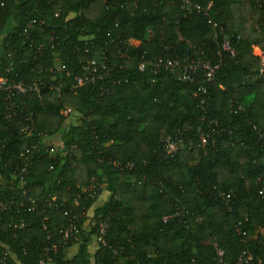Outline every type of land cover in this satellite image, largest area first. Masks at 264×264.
<instances>
[{"label": "trees", "instance_id": "obj_1", "mask_svg": "<svg viewBox=\"0 0 264 264\" xmlns=\"http://www.w3.org/2000/svg\"><path fill=\"white\" fill-rule=\"evenodd\" d=\"M191 1L203 11L182 0H0V77L28 89L11 100L0 92V232L21 264H38L52 243L55 264H264V81L254 54L264 53V0ZM143 57L219 67L211 83L187 82L141 72ZM91 61L104 76L79 86ZM30 113L56 152L45 146L19 175L22 152L41 140L20 131ZM164 136L180 143L176 153ZM52 198L81 213L75 238H63L66 210L42 204ZM102 222L107 245L92 253Z\"/></svg>", "mask_w": 264, "mask_h": 264}, {"label": "built area", "instance_id": "obj_2", "mask_svg": "<svg viewBox=\"0 0 264 264\" xmlns=\"http://www.w3.org/2000/svg\"><path fill=\"white\" fill-rule=\"evenodd\" d=\"M184 6L187 8L189 12L196 11L198 13H201L203 9L200 7L199 4L193 3L191 0H182ZM222 48L224 51L230 52L232 55H234V51L231 48L230 42L225 39ZM261 59V65L259 67L258 73L256 75V79L264 81V53L261 52V55H259ZM218 65H214L211 62H205L200 57L193 60H184L181 61L178 58H162V57H156L153 59L147 60L145 57L142 58L141 63L139 65V70L141 72H145L147 69L153 73V75H160L163 72H172L175 73L178 78L182 81L187 82H193L195 78L200 74H203V79L207 83H211L214 80L216 71L218 69ZM88 73L85 76L83 80L78 81V85L82 86L85 83L94 82L96 79H102L104 76V73L101 71L99 72V67L95 61H91V63L88 66ZM9 70L7 69L6 72ZM42 85V82H41ZM30 90H33L40 96V87L38 84L34 83L33 87L29 88ZM58 89V88H57ZM27 88L23 85V83H11L8 82L6 79L0 77V92L6 93L8 96V100H11V94L15 92L18 95H23L27 92ZM206 86H199L198 92L206 93ZM17 107L15 103H11L10 106L7 109V118L10 120L12 118H15L17 116L14 108ZM71 109H68L66 111L70 112ZM19 124L21 125L20 131L21 133L25 134L27 137H33V136H39L41 140H38L34 142L30 147L26 148L24 152H22L21 157H24V165L22 167H18L19 175H26L29 173L31 168L34 165V160L38 157L40 151L42 149H45V146H47L50 149H47L46 152L49 155H54L56 150L54 148H51L52 141L49 140L47 134L41 133L36 128V123L33 118V113H30L25 119L20 120ZM204 135L203 133L200 134L201 140L204 142L203 139ZM260 139L264 140V133L260 134ZM163 141L166 145V151L169 154L176 153L179 148L181 147L180 143L176 142L175 140L171 139L170 137H163ZM1 148H4V146H0ZM2 183V175H0V184ZM26 182H24L25 184ZM27 192L25 191L23 196L26 197ZM80 199L81 196L77 195L73 201L72 205L77 209L80 208ZM46 209H53L60 205V207H63L64 210L67 209L65 206V202H62L61 204L57 203V200L55 198L52 199H46L42 203ZM19 206V204H17ZM23 206L25 208V211H32L33 207H25V202L22 201L20 204V207ZM76 209H70L66 210L65 213L70 217V221L68 226L63 230V238L65 241H67L70 238H75L79 235L80 229L78 228L77 221L81 217V213L77 212ZM84 214V213H83ZM24 226V222H22L21 226L15 225L16 228L21 229ZM46 229V228H45ZM108 233V224L107 222H102L97 230V233L95 235V241L98 245H107L106 236ZM17 237V234H16ZM24 251V252H23ZM59 251V245L57 244H50L48 247H46L44 255L39 260L38 264H55L53 262V255H55ZM26 250L22 249V254H26ZM218 256L222 260L224 257V252L222 250H218ZM252 259L251 256H248L246 258H242V261L245 263H248ZM0 264H21L20 260L18 258L17 252L14 251L11 244H8L6 242V235L4 232H0Z\"/></svg>", "mask_w": 264, "mask_h": 264}, {"label": "rangeland", "instance_id": "obj_3", "mask_svg": "<svg viewBox=\"0 0 264 264\" xmlns=\"http://www.w3.org/2000/svg\"><path fill=\"white\" fill-rule=\"evenodd\" d=\"M261 49L260 48H258V47H255L254 48V54L256 55V56H259V55H261ZM58 144V143H57ZM109 196H108V194H106L105 192H104V194L100 197V199H99V201L97 202V205H101L102 203H104L105 202V200L108 198ZM92 213H93V210H91L89 213H88V216L89 217H91L92 216ZM86 227H87V225H86ZM95 242V241H94ZM97 244V243H96ZM71 252V254H72V252H73V249L70 251Z\"/></svg>", "mask_w": 264, "mask_h": 264}, {"label": "crops", "instance_id": "obj_4", "mask_svg": "<svg viewBox=\"0 0 264 264\" xmlns=\"http://www.w3.org/2000/svg\"><path fill=\"white\" fill-rule=\"evenodd\" d=\"M89 213V212H88ZM94 241H95V239H94ZM98 247H99V245L98 244H96V241L95 242H93L92 243V245H91V251H92V253H94L97 249H98ZM77 248L78 247H74V249H73V252H72V254L71 255H74L76 252H77Z\"/></svg>", "mask_w": 264, "mask_h": 264}]
</instances>
